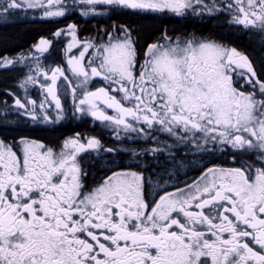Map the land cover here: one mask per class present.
I'll use <instances>...</instances> for the list:
<instances>
[{"label":"snow or ice","instance_id":"1","mask_svg":"<svg viewBox=\"0 0 264 264\" xmlns=\"http://www.w3.org/2000/svg\"><path fill=\"white\" fill-rule=\"evenodd\" d=\"M22 16L53 26L0 38V264H264V0Z\"/></svg>","mask_w":264,"mask_h":264},{"label":"trees","instance_id":"2","mask_svg":"<svg viewBox=\"0 0 264 264\" xmlns=\"http://www.w3.org/2000/svg\"><path fill=\"white\" fill-rule=\"evenodd\" d=\"M50 28L48 23L40 22H25L0 27V38H5L8 41V47H14L24 41L31 40V37L37 33H44ZM0 50L2 46H0Z\"/></svg>","mask_w":264,"mask_h":264},{"label":"flooded vegetation","instance_id":"3","mask_svg":"<svg viewBox=\"0 0 264 264\" xmlns=\"http://www.w3.org/2000/svg\"><path fill=\"white\" fill-rule=\"evenodd\" d=\"M20 19V23H25V22H32V18L30 17V16H22V17H20L19 18ZM76 19V16L74 15L73 17H72V20H75ZM38 22V21H37ZM66 23V21H64V20H60V22H59V26H63L64 24ZM49 24V27H52L53 25L52 24H50V23H48ZM0 27H2V26H0ZM47 32V31H46ZM46 32H44V33H46ZM65 43H66V40L64 41ZM30 92L33 94V95H38V89H31L30 88ZM90 119V118H89Z\"/></svg>","mask_w":264,"mask_h":264}]
</instances>
